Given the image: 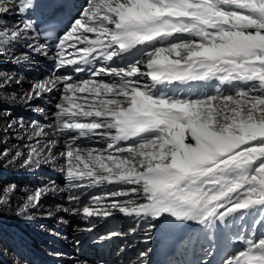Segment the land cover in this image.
Returning a JSON list of instances; mask_svg holds the SVG:
<instances>
[{"label": "snow or ice", "instance_id": "obj_1", "mask_svg": "<svg viewBox=\"0 0 264 264\" xmlns=\"http://www.w3.org/2000/svg\"><path fill=\"white\" fill-rule=\"evenodd\" d=\"M57 2L18 5L21 14L46 5L49 29L62 31L52 74L21 97L31 104L60 91L52 122L28 129L5 114L4 135H15L19 124L29 142L26 152L4 148L0 157L21 160L26 169L59 166L73 205L64 210L87 222L89 232L94 218L107 221L116 212L135 218L127 232L109 230L100 242L135 234L151 221L162 235L186 223L207 234L253 216L252 232L239 236L244 247L215 264H264V231L256 230L264 228V0H86L67 25L55 13ZM13 10L0 2V45L27 41L32 53L47 57L48 45L29 35L34 21H3ZM8 51L0 47V60L31 59L28 52L13 59ZM117 60L124 66L113 67ZM81 65L90 78L55 74L68 67L83 72ZM189 82L212 91L185 96L157 87ZM13 84L23 81L0 70V93ZM85 140L101 147H84ZM94 188L100 194L89 195ZM64 190L53 182L35 191L17 215L37 209L47 192ZM209 245L202 250L210 258L194 264H214L210 237Z\"/></svg>", "mask_w": 264, "mask_h": 264}, {"label": "bare ground", "instance_id": "obj_2", "mask_svg": "<svg viewBox=\"0 0 264 264\" xmlns=\"http://www.w3.org/2000/svg\"><path fill=\"white\" fill-rule=\"evenodd\" d=\"M37 1L39 2V0ZM70 1L72 22V20L76 18L78 12L83 9L84 5H86V0ZM0 2L9 4L14 8L11 13L2 17L3 21H5L8 26L19 23L21 19H31L33 21L32 13H34L36 8L21 14L18 10V5L20 4L21 0H0ZM30 2H36V0H30ZM29 35L36 37V40L33 41V43H42L39 35L36 32L29 33ZM26 43L27 41H22L20 43L9 44L6 46L0 45V47L9 50L8 54L13 59L16 55H21L24 52H28L31 57L29 62L22 63L20 65L0 60V70L8 71L23 81L22 86L13 84L8 89L7 93H0V141L7 140V144L0 143V150L8 148L13 152L16 150L26 152L27 150L24 148V145L29 142L25 135L24 129L20 128L19 124L16 126L15 135L12 131H9L7 136L4 135L2 129L8 122L3 118L5 114H11L10 119L12 120L19 122L23 121V125L28 129L32 127V124L31 121L26 123V121H28L27 118L33 119L32 122L40 124L51 123L52 113L56 110L55 104L59 101L62 94L60 91H53L50 94H46L42 99L33 101L31 104H27L21 99L24 91L29 89L33 82H35L37 79L46 78L47 75L51 74L45 68L44 59H54L56 52V49L53 50L48 48V55L47 57H44L39 54L32 53L31 50L27 49ZM128 59L130 60L132 57H128ZM102 64L103 62L97 63L96 67H100ZM118 65L123 66L122 64ZM81 67H85V69L87 68V66L83 65H81ZM74 74L76 73L65 72L60 75L74 77ZM88 78H90V73L87 70L84 74L78 77V80ZM104 79L107 80L108 78L105 77ZM147 82L150 83V79H147ZM216 83L218 82L213 81L212 85H215ZM157 87L159 90L168 92L169 94H176L179 92L185 96L212 91L211 85H205L202 82H189L187 85L173 84L168 85L167 87L158 85ZM224 87L226 88L227 86ZM13 93L16 94L15 102L10 99ZM58 95L59 97H57ZM5 96L9 98L5 99ZM5 106L8 112L4 110ZM41 109L43 111H40ZM45 117H47V119ZM21 137H24V139H21ZM81 143L84 147H100L99 144H93L86 140L81 141ZM10 161L11 157H0V169H9L14 172L10 173V175L7 177V183L0 184V202L7 201V203H0V222L8 227L11 226L12 228L9 230V232H5L0 235L4 241L8 242V240H11L12 243L10 252L6 253L10 258L8 261H5V263L3 262V258H0V264H33L32 262L38 257V251L29 250L28 246L31 244L36 245L37 248H40L41 246L43 249L42 251H44V256L40 260V264H85V262H87V264H100L99 258L101 256L107 260L115 261L116 264H141V262L138 260L136 261L139 263L127 262L125 256L129 250L127 248L125 249V246L121 247L125 249L123 253H119L117 251L114 252L113 255L112 249L117 247L113 243L116 239L110 240L108 242L104 241L103 243L100 242L99 238L97 239V237H94V233L92 231L89 232L86 230L90 226L87 222L81 219L80 216L73 215L70 211L64 210L72 208L73 205L70 204L68 200L69 191L66 187L67 182L64 179V174L59 170V166L53 167L51 165H43L39 169H26L20 166L22 163L21 160H17L16 162ZM49 171L52 172V175L49 174ZM36 177H40V179H36ZM53 182H55L56 186L65 190L57 193H52L50 191L47 192L42 197L41 203L37 209H33L26 215H17L19 207L24 202H26L29 195H32L35 191H38L42 188L50 189L53 186ZM94 191L99 193L101 192V189H91L89 190V195L97 193ZM82 199H84L86 202L87 196L83 197ZM27 216H31L32 218L27 219ZM56 219H60L62 222L60 225H56L60 232H63L66 228H78L79 230L84 229L87 232L86 234H84V232L79 234L73 233L71 239L67 240L68 242H66L64 239H61L54 241L53 244L46 243L45 245L43 242L45 239V230L47 229L48 222L52 220L55 221ZM126 219L134 220L135 218L126 217ZM35 220L38 221L39 226L41 223V227L32 232L31 236H33V240H31L32 238L23 234L21 229H29V226L33 224ZM94 220L100 223L103 221L101 219L97 220V218H94ZM155 223L156 222L153 221L152 224ZM177 223L179 224V222ZM14 224H16V226ZM248 225L252 226V232L253 222L251 216H248L244 220H236L234 225H230L227 229L217 228L216 230H212L207 234L201 231L200 226L192 223H186V225L179 224V226L176 227L171 234L163 236L160 231L154 228L155 232L153 233L152 237H149V235L144 237L153 240L151 251H149L147 254V258L144 257V264H194V262L198 260V256L196 255L194 257L192 256V253L198 254L202 249L209 248V237L213 241L212 246L215 256L211 257V259L214 260L215 264V262H218L222 257H224V250L228 249V252L237 251L236 249L238 247H236L234 250L233 246H240V244H242V242L239 240V236L249 235L251 233L247 232ZM103 226L108 225L104 224ZM112 229L113 228H111V230ZM106 233L104 234L106 235ZM87 234L88 237L86 238L85 235ZM104 234L103 236H105ZM164 238L167 239V242H170V248L159 245L160 241L164 240ZM189 238H191V240ZM96 243L102 244H100L101 246H98L94 249L89 248L90 245ZM65 249L67 252H65ZM81 249H83L85 252L81 251ZM119 249L120 247H118V250ZM21 251L22 254H19ZM137 257L138 255L131 257L132 259H130V261L137 259ZM209 258L210 257L208 256L202 255V259L199 260H208ZM157 260L159 261L156 262Z\"/></svg>", "mask_w": 264, "mask_h": 264}, {"label": "rangeland", "instance_id": "obj_3", "mask_svg": "<svg viewBox=\"0 0 264 264\" xmlns=\"http://www.w3.org/2000/svg\"><path fill=\"white\" fill-rule=\"evenodd\" d=\"M84 7H86V5H84L83 8ZM118 64H122L124 66L123 62H119V60H117V62L114 65H112V66H120ZM228 90L230 91V89H228ZM57 97H59V95ZM4 110H6L8 112L6 106H5ZM27 119H28V121H26V123L31 121V124H32L33 119H30V118H27ZM20 122L23 123V121H20ZM91 143L97 144L95 142H91ZM99 146L101 147L100 144H99ZM10 173H14V172L12 170H9V169H3V168L0 169V184L1 183H7L6 179L10 175ZM49 174L52 175V172L49 171ZM22 175H24V174H22ZM36 179H40V177H36ZM94 192H97V191H94ZM96 194H100V192L99 193L97 192ZM121 199H127V198L125 197V198H121ZM251 219H252V222H253V216H251ZM97 220H100V219L97 218ZM61 223L62 222H61L60 219L59 220L56 219L55 221L52 220V221L48 222V226H47L48 230L47 229L45 230V239H44L43 244H45V245H46V243L53 244L54 241H58V240H61V239H64V240H66V242H68L67 240L71 239V236L73 235V233H78L79 234L81 232H84V234H86V232H87L84 229L79 230L78 228L77 229L66 228L63 232H60V230L58 229L57 226L60 225ZM95 223H96V227L93 229V231L95 232L94 233V237L95 238L97 237V239L99 238V241H100V237H102L104 233H106V232L108 233L109 230H111V228H113L114 230L127 232L129 228L135 226V219L134 220L133 219L132 220H127L126 217L123 214H121L119 212H116L114 214V216L109 218L107 221L103 220L102 223H100L98 221H95ZM109 223H111V224H109ZM112 223H114L115 225L112 224ZM152 223H153V221H151L150 223H142L141 227L139 228V230L135 234H129V235H126V236H122L121 238H113V239H111V240L116 239L113 243L117 246V247L112 249L113 255H114V252L118 251V247L121 248V247L125 246V249L127 248L129 250V252L125 256V259L127 260V262H131V263L136 262L137 263L138 261L141 262V259L143 260V262H145V258H147V257L141 258L139 254L142 253V252L149 253V251H151V249H152L153 240L144 238V237H146V235H149V237H152L153 233L155 232L154 227H152V225H153ZM104 224H106L108 226H103ZM14 225L16 226V224H14ZM40 227H41V223H40V226H39L38 221L35 220L34 223L29 226V229L27 228V229H21V230H22L23 234L29 236L30 238H32L31 240H33V236H31L32 232L36 231ZM115 227H116V229H115ZM247 227H248L247 232L250 233L251 229H252V226L248 225ZM10 229H12L11 226L8 227V226L4 225L2 222H0V235L5 233V232L6 233L9 232ZM256 230H257V232H260V231H264V228H261V227L257 226ZM77 231H79V232H77ZM107 233H106V235H107ZM85 237L87 238L88 234L85 235ZM125 238H127V239H125ZM102 243H96V244L90 245L89 248L90 249L97 248L98 246H101L100 244H102ZM11 244H12L11 240L10 241L8 240V242H6V241H4L2 239V237H0V258L1 259L3 258V260H4L3 262L4 263H5V261H8V259L10 258L9 255H7L6 253L10 252ZM28 247H29L28 248L29 250H37L38 251V257L32 263L33 264H40L41 263L40 260L44 256V254H43L44 251H42L43 250L42 247L40 246V248H37V246L33 245V244L29 245ZM236 247H238L236 250H239V249H241L243 247V244H240V246L234 245L233 246L234 250H235ZM81 251H83V249H81ZM65 252H67L66 249H65ZM83 252H85V251H83ZM223 252H224V256L226 254H230L231 253V252H228V249L224 250ZM233 252H235V251H233ZM19 254H22V251L19 252ZM136 255H138L137 259H133L132 261H130V259H132L131 257H134ZM196 255L198 256L197 259L199 260V259H202V255H204V253H203L202 250L198 254L197 253H192V256L195 257ZM136 260H138V261H136ZM158 261L159 260H157L156 262H158Z\"/></svg>", "mask_w": 264, "mask_h": 264}]
</instances>
